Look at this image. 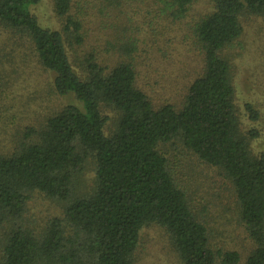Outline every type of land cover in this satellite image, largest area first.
Here are the masks:
<instances>
[{"label": "trees", "instance_id": "16d2710c", "mask_svg": "<svg viewBox=\"0 0 264 264\" xmlns=\"http://www.w3.org/2000/svg\"><path fill=\"white\" fill-rule=\"evenodd\" d=\"M203 1L206 13L188 27L202 72L179 106L156 107L139 82L136 42L123 41L110 63L104 53L115 47H93L87 25L113 11L127 17L117 34L128 27L150 39L184 18L193 0H52L56 29L30 12L41 0H0V83L33 65L52 74L54 97L75 101L26 124L0 152V264H136L140 232L152 225L165 230L182 264H264V154L251 150L258 134L242 129L225 53L242 35L243 16L264 20V0ZM3 96L0 108L9 105ZM244 110L257 121L251 104ZM175 142L230 183L253 244L244 262L211 246L165 151ZM89 163L94 179L85 186ZM35 194L61 203L62 218L30 224Z\"/></svg>", "mask_w": 264, "mask_h": 264}, {"label": "rangeland", "instance_id": "374dc122", "mask_svg": "<svg viewBox=\"0 0 264 264\" xmlns=\"http://www.w3.org/2000/svg\"><path fill=\"white\" fill-rule=\"evenodd\" d=\"M142 6L137 5L138 8H143ZM208 7L203 0H193L184 18L176 22V25H170V29L165 28L161 32L159 29L158 36L152 35L150 39L143 36L136 38L138 33L131 32L128 27L117 34L121 25H124L123 18L127 17L110 11V15H102L100 19L95 20L98 22L92 21L87 25L88 36L93 47L99 51L104 52V48H108L107 43H112L114 52L104 53L110 63L119 58L118 48L124 42L135 41L134 65L139 82L146 88L153 105L157 107L169 103L179 106L186 86L201 74L203 67L201 56L190 44L188 27L200 15L205 14ZM30 12L37 18L41 27H58L52 0H41L38 5L30 8ZM240 21L242 35L225 53L231 57L234 101L242 129L258 134L251 142V150L255 154H264V20L243 16ZM133 36L134 38H131ZM32 67L33 65L21 71L20 77L14 76V80L0 83V93L3 92L5 102L9 103L5 108H0L2 153L12 149V134L17 136L26 124L34 125L39 116L60 109L64 104L75 103L72 96L61 99L54 97L49 91L52 74H40L31 69ZM245 104H251L259 112L257 121L252 122L248 118L244 110ZM164 148L169 159L171 156L173 158L171 161L174 170L180 183L187 188L189 201L200 215V220L208 227L211 246L222 252L235 251L239 254L241 262H244L253 249V244L237 220L235 198L230 183L216 168L199 161L179 143L175 142ZM93 179L94 169L89 163L83 171L81 182H84L85 186H91ZM61 207V203L35 194L28 204L27 221L30 224L32 221L45 223L53 218H62ZM135 262L182 264L168 234L157 225L141 230Z\"/></svg>", "mask_w": 264, "mask_h": 264}]
</instances>
